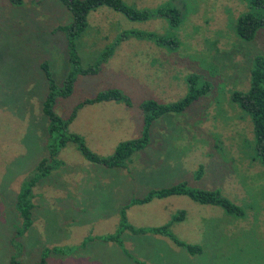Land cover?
Returning a JSON list of instances; mask_svg holds the SVG:
<instances>
[{
	"label": "rangeland",
	"instance_id": "obj_1",
	"mask_svg": "<svg viewBox=\"0 0 264 264\" xmlns=\"http://www.w3.org/2000/svg\"><path fill=\"white\" fill-rule=\"evenodd\" d=\"M124 1L140 9L177 8L180 22L170 26L163 16L130 20L108 6L91 10L77 44L80 65L93 64L117 43L97 74L77 75L71 94L56 98L53 110L62 119L80 105L66 132L78 134L90 150L107 156L121 141L141 136L142 102L180 100L191 74L211 89L184 111L154 120L148 144L125 167L90 162L74 142H67L57 155L60 164L34 186L32 223L18 235V194L49 156L47 145L58 138L57 133L50 135L42 109L49 89L41 64L48 63L57 85L71 71L65 34L56 28L69 24L72 14L61 0H0V264H37L48 248L78 252H66L69 258L47 252V264H264V164L255 154L251 116L230 98L232 91L250 88L255 58L264 59V28L244 40L234 27L250 1ZM137 33L172 38L177 46L158 45ZM109 88L127 96L130 105L81 104ZM199 166L201 176L196 178ZM113 171L118 174H100ZM180 182L219 191L242 214L187 195L125 208L127 223L136 229L163 225L177 211H185L170 230L198 245L201 250L195 253L169 238L127 228L121 231V245L97 238L118 230L120 211L132 198Z\"/></svg>",
	"mask_w": 264,
	"mask_h": 264
},
{
	"label": "trees",
	"instance_id": "obj_2",
	"mask_svg": "<svg viewBox=\"0 0 264 264\" xmlns=\"http://www.w3.org/2000/svg\"><path fill=\"white\" fill-rule=\"evenodd\" d=\"M249 8L243 12L236 20L234 27L237 35L244 40H251L258 28H264V0H249ZM14 3H19L20 0H13ZM72 14V19L69 24L59 25L56 30L62 31L65 34L67 48H68V61L71 64V71L65 76L61 85H57L49 70L47 62L41 64L45 77L48 81L49 92L43 103V112L50 121L49 132L58 134L57 141L53 144L49 143L48 157L42 159L35 171L29 179H27L16 201V206L20 214L22 224L18 231V235H22L31 225V210L33 208V188L37 181L44 176H47L52 169L60 164L57 155L61 147L67 142H74L82 155L90 162L103 165L104 167H125L130 156L137 150L144 148L149 141V131L151 124L154 120L169 112H182L193 101L197 100L200 96L205 94L206 91L211 89L209 83H202L199 75H189L187 77L188 90L186 95L178 101L172 103H158L153 99L146 100L140 104L143 111V129L140 137L130 140L121 141L115 148L114 152L107 156H101L86 145L84 139L76 133H67V126L75 117L78 105L68 118L62 119L53 110V105L57 97H67L71 94L79 74H97L100 69L101 63H104L110 57L112 50L117 42L112 46L105 49L96 61L82 67L80 65V58L77 52V44L81 35L85 32L88 26V13L91 10L101 6H108L113 10L122 13L130 20H145L154 16L166 17L170 26H177L180 22V11L174 7L161 6L157 9H140L131 4L126 3L124 0H61ZM138 37H147L154 39L158 45L168 46L174 48L177 42L172 38L157 36L152 33L140 34ZM125 37V34L122 35ZM121 36V37H122ZM254 68L250 74V88L247 91H232L230 98L236 102L243 111L251 116L253 131L255 135L254 150L257 158L264 164V59L256 57L254 61ZM105 101H122L126 105H130V99L123 95L118 89L109 88L98 92L93 97L85 99L81 104H91L96 102ZM202 166H199L195 173V177L201 176ZM171 195H187L192 200L201 204H211L222 207L227 213L240 216L242 209L223 197L219 191L205 190L199 188H191L185 182H180L166 187L154 188L148 190L143 196L135 197L130 200L120 211V225L118 230L113 234L98 236L104 241H115L122 244L120 239L121 231L124 228L130 229L134 232L146 233L152 232L156 234H164L168 236L175 244L184 247L188 252L195 253L200 251L198 245L186 243L177 238L170 230V226L174 222H180L184 219L185 211L179 210L171 217L170 221L159 226L134 228L131 224L127 223L125 208L133 204L148 203L156 198H164ZM86 241L82 242V246ZM70 250H63L62 248H48L45 249L41 261L37 264H46L45 255L47 252L64 253ZM10 264H23L21 261L11 260Z\"/></svg>",
	"mask_w": 264,
	"mask_h": 264
},
{
	"label": "crops",
	"instance_id": "obj_3",
	"mask_svg": "<svg viewBox=\"0 0 264 264\" xmlns=\"http://www.w3.org/2000/svg\"><path fill=\"white\" fill-rule=\"evenodd\" d=\"M120 56H124V55H120L119 54V58H120ZM127 56H129V54L127 53ZM131 58H133V59H137L134 55H131ZM100 174H104V175H115V174H118V171H113V172H107V173H100ZM172 196V195H171ZM168 197V196H167ZM164 198H166V197H164ZM156 199H162V198H156ZM149 203V202H148ZM68 222H73V221H71V220H68ZM69 225H71V223L69 224ZM150 227H153V226H150ZM66 233H67V238L70 236V235H72V232H71V230L69 229L68 231H66ZM156 236H159V237H163V238H169L168 236H166V235H164V234H156V233H154ZM66 237V236H65ZM65 237H64V239H65ZM98 237V236H97ZM158 241H160V242H166L165 241V239H157ZM169 240H171L170 238H169ZM172 241V240H171ZM84 249H86V246H84ZM83 249V250H84ZM72 251H74V250H72ZM72 251H70V252H72ZM78 251H75V252H72V254H75V253H77ZM53 253H55V252H53ZM56 254V253H55ZM58 254H61V256L63 257V258H69V257H71L72 255L71 254H69V253H66V252H64V253H58ZM71 255V256H70ZM47 264V263H46ZM49 264H57V262H55V261H52V262H50Z\"/></svg>",
	"mask_w": 264,
	"mask_h": 264
}]
</instances>
